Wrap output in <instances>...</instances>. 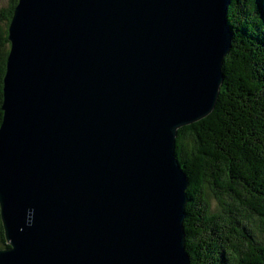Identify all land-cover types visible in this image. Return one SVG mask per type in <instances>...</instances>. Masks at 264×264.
I'll return each instance as SVG.
<instances>
[{"label": "water", "instance_id": "95a60500", "mask_svg": "<svg viewBox=\"0 0 264 264\" xmlns=\"http://www.w3.org/2000/svg\"><path fill=\"white\" fill-rule=\"evenodd\" d=\"M231 1L18 0L0 264H190L176 137L215 108Z\"/></svg>", "mask_w": 264, "mask_h": 264}, {"label": "trees", "instance_id": "16d2710c", "mask_svg": "<svg viewBox=\"0 0 264 264\" xmlns=\"http://www.w3.org/2000/svg\"><path fill=\"white\" fill-rule=\"evenodd\" d=\"M1 1L0 124L7 29L18 0ZM226 17L232 47L215 108L176 137L188 180L185 249L190 264H264V0H232Z\"/></svg>", "mask_w": 264, "mask_h": 264}, {"label": "rangeland", "instance_id": "374dc122", "mask_svg": "<svg viewBox=\"0 0 264 264\" xmlns=\"http://www.w3.org/2000/svg\"><path fill=\"white\" fill-rule=\"evenodd\" d=\"M5 5H7V2L6 1H1L0 2V8L2 9V8H5ZM15 9V8H14ZM14 11V10H13ZM13 15V14H12ZM4 23V22H3ZM214 204H215V201L213 200L212 201V206L214 207ZM5 245H6V243H5ZM6 247H7V245H6ZM3 249V248H2Z\"/></svg>", "mask_w": 264, "mask_h": 264}, {"label": "clouds", "instance_id": "9594fccd", "mask_svg": "<svg viewBox=\"0 0 264 264\" xmlns=\"http://www.w3.org/2000/svg\"><path fill=\"white\" fill-rule=\"evenodd\" d=\"M10 44V43H9ZM10 47V46H9ZM1 92H2V90H1ZM2 105V104H1ZM2 121V120H1ZM1 125V124H0Z\"/></svg>", "mask_w": 264, "mask_h": 264}]
</instances>
